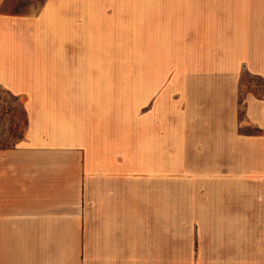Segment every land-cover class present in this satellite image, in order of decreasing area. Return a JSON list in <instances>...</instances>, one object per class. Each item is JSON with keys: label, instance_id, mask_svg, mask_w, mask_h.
Returning <instances> with one entry per match:
<instances>
[{"label": "crops", "instance_id": "0c3cea01", "mask_svg": "<svg viewBox=\"0 0 264 264\" xmlns=\"http://www.w3.org/2000/svg\"><path fill=\"white\" fill-rule=\"evenodd\" d=\"M0 87V264H264V0L0 12Z\"/></svg>", "mask_w": 264, "mask_h": 264}, {"label": "rangeland", "instance_id": "374dc122", "mask_svg": "<svg viewBox=\"0 0 264 264\" xmlns=\"http://www.w3.org/2000/svg\"><path fill=\"white\" fill-rule=\"evenodd\" d=\"M44 0H0V12L14 13V14H33L41 6ZM157 58L163 55H156ZM155 55L149 53H142L141 60L142 65L147 64L150 58L156 57ZM177 56V55H175ZM176 58V57H175ZM179 59V56H178ZM128 71H126V76ZM142 77L146 76V70H141ZM242 82V93L246 90L251 89L258 94L263 91L262 80L258 77H251L246 72L241 73ZM25 125V115L22 108L21 101L6 92L0 87V147L10 146L18 140L22 135ZM246 132H254L253 129H244ZM259 194L262 199H264V193H254V195ZM181 215L183 213H180ZM176 219V214L174 212V221ZM174 233L178 234V237H182L185 231L174 229Z\"/></svg>", "mask_w": 264, "mask_h": 264}, {"label": "trees", "instance_id": "16d2710c", "mask_svg": "<svg viewBox=\"0 0 264 264\" xmlns=\"http://www.w3.org/2000/svg\"><path fill=\"white\" fill-rule=\"evenodd\" d=\"M6 91V90H5ZM6 92H8V91H6ZM9 93V92H8ZM10 94V93H9ZM12 95V94H11ZM14 96V95H13ZM16 97V96H15Z\"/></svg>", "mask_w": 264, "mask_h": 264}]
</instances>
